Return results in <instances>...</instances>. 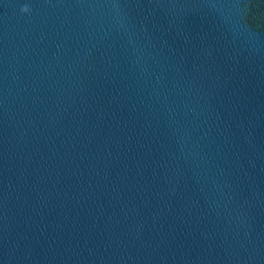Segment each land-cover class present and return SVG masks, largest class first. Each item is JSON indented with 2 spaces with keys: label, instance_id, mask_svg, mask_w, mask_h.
<instances>
[{
  "label": "water",
  "instance_id": "water-1",
  "mask_svg": "<svg viewBox=\"0 0 264 264\" xmlns=\"http://www.w3.org/2000/svg\"><path fill=\"white\" fill-rule=\"evenodd\" d=\"M0 264H264V0H0Z\"/></svg>",
  "mask_w": 264,
  "mask_h": 264
},
{
  "label": "clouds",
  "instance_id": "clouds-1",
  "mask_svg": "<svg viewBox=\"0 0 264 264\" xmlns=\"http://www.w3.org/2000/svg\"><path fill=\"white\" fill-rule=\"evenodd\" d=\"M24 11H28V9H27V8H25V9H24Z\"/></svg>",
  "mask_w": 264,
  "mask_h": 264
}]
</instances>
